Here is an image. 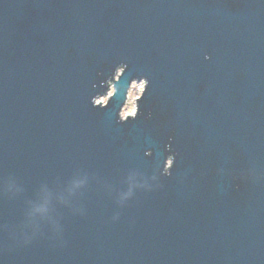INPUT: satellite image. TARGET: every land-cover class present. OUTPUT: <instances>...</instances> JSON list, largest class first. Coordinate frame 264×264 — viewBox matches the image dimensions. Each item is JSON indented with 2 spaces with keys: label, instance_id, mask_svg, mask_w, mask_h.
Here are the masks:
<instances>
[{
  "label": "water",
  "instance_id": "1",
  "mask_svg": "<svg viewBox=\"0 0 264 264\" xmlns=\"http://www.w3.org/2000/svg\"><path fill=\"white\" fill-rule=\"evenodd\" d=\"M0 264H264V0H0Z\"/></svg>",
  "mask_w": 264,
  "mask_h": 264
},
{
  "label": "rangeland",
  "instance_id": "2",
  "mask_svg": "<svg viewBox=\"0 0 264 264\" xmlns=\"http://www.w3.org/2000/svg\"><path fill=\"white\" fill-rule=\"evenodd\" d=\"M144 83V81L134 82L129 91L128 101L124 106L123 113H132L133 111H135V93L142 92ZM102 98L107 99L106 96Z\"/></svg>",
  "mask_w": 264,
  "mask_h": 264
},
{
  "label": "bare ground",
  "instance_id": "3",
  "mask_svg": "<svg viewBox=\"0 0 264 264\" xmlns=\"http://www.w3.org/2000/svg\"><path fill=\"white\" fill-rule=\"evenodd\" d=\"M134 84V82L131 84V86ZM127 100H128V97H127ZM133 113H135V112H133Z\"/></svg>",
  "mask_w": 264,
  "mask_h": 264
}]
</instances>
